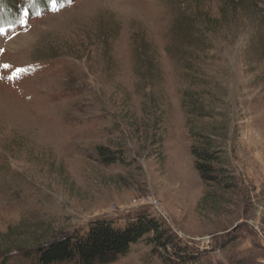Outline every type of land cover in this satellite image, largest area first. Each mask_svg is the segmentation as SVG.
<instances>
[{"label":"rangeland","instance_id":"374dc122","mask_svg":"<svg viewBox=\"0 0 264 264\" xmlns=\"http://www.w3.org/2000/svg\"><path fill=\"white\" fill-rule=\"evenodd\" d=\"M243 1L249 11L241 0H72L0 32V261L36 264L21 251L32 239L145 214L182 249L144 238L108 264H264V0ZM193 10L229 17L231 31L202 65L226 90L231 121L223 157L236 188L211 191L215 208L200 205L178 95L186 83L165 51L177 16ZM141 36L157 47L171 105L164 162L131 126L142 118L132 46ZM98 147L120 160L104 164Z\"/></svg>","mask_w":264,"mask_h":264},{"label":"trees","instance_id":"16d2710c","mask_svg":"<svg viewBox=\"0 0 264 264\" xmlns=\"http://www.w3.org/2000/svg\"><path fill=\"white\" fill-rule=\"evenodd\" d=\"M242 2L244 1L241 0V5H236V8L244 11L246 6H252L249 2ZM52 3L59 8L70 5L72 0H16V12L10 0H0V29H9L20 21L23 9L28 8L27 16L23 17L26 22L37 16V13L42 15V12H47ZM197 12H182L177 16L171 28L170 43L165 47V51L172 56L179 67L180 76L186 83L178 95L185 116V128L190 137L189 152L193 166L206 189L200 199V205L209 204L215 208L219 207V203L211 191L226 192L236 188L223 157L231 121L228 106L226 107L223 98L226 90L213 80L210 73L204 71L202 65L206 62L204 56L214 49L213 40L219 37L228 39L231 31L227 22L229 17L226 20L223 15L214 17L206 11ZM223 29L226 34L222 32ZM102 42L105 47L102 55L106 61H111L112 47L109 37L106 36ZM132 46L133 72L137 78L135 90L141 93L143 102L142 118L139 123L132 121L131 126L134 134L138 136L142 128L145 130L149 145L152 148L157 146L156 150H160L156 153L153 150L151 153L160 155L161 161L164 162L163 142L169 134L171 105L165 89V77L159 63L158 50L145 36L134 37ZM229 109L232 110L230 107ZM97 150L104 164H111L121 158L117 155L119 151L102 147ZM124 220L123 223H116V219H97L89 223L84 234L75 231L50 240L32 239L33 241L26 244L29 250L21 251H25V255L32 254L36 264H108L128 253L132 244L144 238L150 244L164 249L168 245L177 250L183 247L155 218L140 214L128 221ZM16 248L17 246H12L8 251ZM32 248H35L33 253L30 251ZM8 257L10 256H4L0 264H8Z\"/></svg>","mask_w":264,"mask_h":264},{"label":"snow or ice","instance_id":"6c2138e0","mask_svg":"<svg viewBox=\"0 0 264 264\" xmlns=\"http://www.w3.org/2000/svg\"><path fill=\"white\" fill-rule=\"evenodd\" d=\"M33 2H34V0H33ZM27 14H28V8L23 9L22 12H21V20L19 21L22 25L25 23V20L23 19V17L27 16ZM37 15H39V13H37ZM2 31H3V29H0V32H2ZM0 51H2V50H0ZM3 67L7 69V68L10 67V65L9 64H4ZM21 71H24V70L23 69H19V68L16 69V72L13 73L11 76H9V79H13L16 76V74L21 72Z\"/></svg>","mask_w":264,"mask_h":264},{"label":"bare ground","instance_id":"6f19581e","mask_svg":"<svg viewBox=\"0 0 264 264\" xmlns=\"http://www.w3.org/2000/svg\"><path fill=\"white\" fill-rule=\"evenodd\" d=\"M11 44H13V41H12V43Z\"/></svg>","mask_w":264,"mask_h":264}]
</instances>
